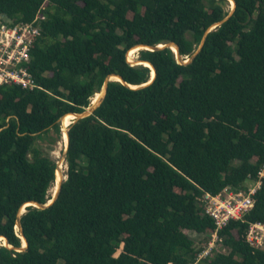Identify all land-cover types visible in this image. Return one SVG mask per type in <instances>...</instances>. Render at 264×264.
<instances>
[{"label": "trees", "instance_id": "trees-1", "mask_svg": "<svg viewBox=\"0 0 264 264\" xmlns=\"http://www.w3.org/2000/svg\"><path fill=\"white\" fill-rule=\"evenodd\" d=\"M232 1L203 39L227 0H0L14 22L46 14L27 66L41 89L0 87V242L12 247L0 246V264H194L185 231L215 229L202 193L241 188L264 167V0ZM202 41L187 64L169 48L139 50L155 77L130 88L151 70L130 65L129 50L174 43L186 61ZM111 76L125 85L110 81L93 114L67 127L59 196L33 207L57 170L38 143L59 139L60 120ZM250 223L264 225V176L250 212L219 234L228 253L200 264H264L245 241Z\"/></svg>", "mask_w": 264, "mask_h": 264}, {"label": "built area", "instance_id": "built-area-1", "mask_svg": "<svg viewBox=\"0 0 264 264\" xmlns=\"http://www.w3.org/2000/svg\"><path fill=\"white\" fill-rule=\"evenodd\" d=\"M44 9L42 5L31 23L14 22L6 15H0V87L16 85L25 91L41 89L27 66L31 61V49L40 37L41 22L46 20ZM263 176L264 167L258 172L257 179L246 180L241 188L227 187L217 194L202 193L197 200L198 207L213 221L215 229L206 237L207 245L199 249L194 264L213 257L214 253L222 254L217 248L225 250L220 232L231 222L243 221L250 212ZM245 241L253 249L264 251V225L250 223Z\"/></svg>", "mask_w": 264, "mask_h": 264}, {"label": "water", "instance_id": "water-1", "mask_svg": "<svg viewBox=\"0 0 264 264\" xmlns=\"http://www.w3.org/2000/svg\"><path fill=\"white\" fill-rule=\"evenodd\" d=\"M227 1H230V2L233 3L232 11L229 13V15L227 16V18H224L223 20H221V21H219L218 23H216L215 25H213L210 29H208V31L204 33L203 39H204L205 35H206L208 32H211V31L214 30L216 27H219L223 22H226L227 19L232 15V13H233V11H234V8H235L234 2H233L232 0H227ZM202 44H203V41L201 42L200 46L198 47L197 51L193 54V56L190 57V58H188L186 61H183L182 57H181L180 54H179V48H178V46H177L176 44H174V43H168V44H165V45L152 46V47H146V46H140V45H139V46L134 47L133 49H136V48H137L138 50H141V49H144V48H145V49H149V50H151V51H156V50H157V51H160V50H163V49L169 48V49H171V51L176 55V58H177V60H178L179 63L187 64V63H189V62L191 63V62L195 59V57L198 55V53H199V51H200V49H201V47H202ZM133 49L129 50L128 53H127V55H128L129 52L132 51ZM138 50H137V51H138ZM135 65H143V66H145V67H148V68H149L151 71H153V73H154L153 76L150 75V80H149L148 83H146V84H144V85H141V86H139V87H130V88H132V89H139V88H142V87L147 86L148 84H150V83L154 80V77H155V70H154L153 66L151 65V63H149V62H144V61H139V60H137V62H136ZM110 81H119L120 83H122L123 85H125L124 82H123V79H122L120 76H111V77L107 78V79L104 81L103 88H102V91H101V94L103 93V95L100 96V97L98 98V100L96 101V103L93 104L92 107H91L90 109H89V108H86V109H85L83 112H81V113H78V114H71L72 116H74V121H72L71 124H73L75 121H77V120H79V119H81V118H84V117H87V116L89 117V116H91V115L93 114V112H94V111L100 106V104L102 103L104 97L106 96V93H107V86H108V83H109ZM69 129H70V127H69V128L67 129V131H66V137H67L66 152H67V146H68V130H69ZM56 171H57V170H56ZM65 180H66V179H65ZM61 184H62V183L59 184L58 191H57V193H56V196H54L53 199H52V198L49 199L48 202H47L46 204H44V205H40V204H36V203H34V204H32V206H33V207H36V208H40V209H42V208H45V207L49 206L50 204H53L54 201L56 200L57 196H59V193H60V190H61ZM27 206H31V204H29V205H27ZM27 206H24V207L20 210L19 215L17 216V225H16V228H17V230H18L19 233H21V230H20V229H21V225H20V217L25 213V208H26ZM20 238H21V240L24 241V243H25V247H22V246H21V248L18 249L17 252H23V251H25L26 248H27V243H26L25 239H24L22 236H20ZM2 239H4V244H2V246L11 249L12 247L10 246V244L8 243V241H7L5 238H3V237H2ZM0 246H1V245H0Z\"/></svg>", "mask_w": 264, "mask_h": 264}, {"label": "rangeland", "instance_id": "rangeland-1", "mask_svg": "<svg viewBox=\"0 0 264 264\" xmlns=\"http://www.w3.org/2000/svg\"><path fill=\"white\" fill-rule=\"evenodd\" d=\"M232 8H233V3L228 1L227 6H225L226 11H228L230 13L232 11ZM138 51H135V53L132 56L130 61L128 59V62H129L130 65H135L136 64V62H137L136 58H137V52ZM129 56H130V54H129ZM99 94H101V93H99ZM92 105H93V103H92V100H91V105H90L89 109L92 107ZM59 123H60V126H61L60 138L57 139L56 135L51 131L46 136V139L44 141H40L38 144L41 147V149L43 150V152L46 155H49L53 159V161L56 162L55 164H56V167H57V172L59 171V174L61 176V181L63 182L66 179L65 174H66V171H67V167H66V164H65L66 163V149H64V145H63V141H62V123H61V120H60ZM54 188H55V183H54L53 187L49 191L50 199L54 198L53 197L54 196ZM185 234L192 241H194V248L195 249H201L203 246L207 245V242H208L207 238H204V237H202L200 235H197V234H194L192 232H186L185 231ZM217 248H218L219 252H221L222 254H227L228 253L227 249L222 250L221 247H217Z\"/></svg>", "mask_w": 264, "mask_h": 264}, {"label": "bare ground", "instance_id": "bare-ground-1", "mask_svg": "<svg viewBox=\"0 0 264 264\" xmlns=\"http://www.w3.org/2000/svg\"><path fill=\"white\" fill-rule=\"evenodd\" d=\"M137 50H138V49H134V50H132L131 52H129V54H130V58H129V54H128L129 61L131 60L132 56L134 55L135 51H137ZM136 59H137V58H136ZM153 75H154V73H153V71H151V76H153ZM102 95H103V93H102V94H97L96 96H94V97L92 98V103L95 104L96 101L98 100V98H99L100 96H102ZM73 119H74V116H72V115H69V116L63 117V118L61 119V123H62V141H63L64 149H66V145H67L66 129H67V127L71 124V122L73 121ZM71 120H72V121H71ZM69 121H70V122H69ZM67 122H69V123H68V125L66 126V128L64 129V126H65V124H66ZM61 182H62V181H61V176H60V174H59V171H58V172L56 171L54 196L56 195V193H57V191H58L59 184H60ZM54 196H53V197H54ZM28 205H29V204H28ZM26 206H27V205H26ZM1 239H2V238H1ZM1 241H2V242H0V245L4 244V239H2ZM21 241H22L21 246H22V247H25V243H24V241H23V240H21Z\"/></svg>", "mask_w": 264, "mask_h": 264}]
</instances>
